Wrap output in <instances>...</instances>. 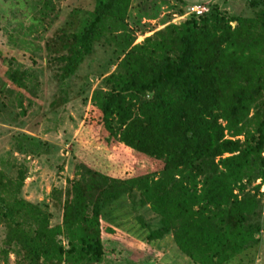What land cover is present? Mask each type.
I'll list each match as a JSON object with an SVG mask.
<instances>
[{"label":"trees","instance_id":"16d2710c","mask_svg":"<svg viewBox=\"0 0 264 264\" xmlns=\"http://www.w3.org/2000/svg\"><path fill=\"white\" fill-rule=\"evenodd\" d=\"M129 1L94 0L75 32L57 36L65 50L56 57L63 63L61 79L91 52L106 19L121 24ZM250 4L264 8V0ZM118 37L121 57L105 79L109 88L91 97L96 124L106 141L160 162L159 168L116 177L76 163L75 175L52 193L62 196L61 220L52 226L47 212L17 195L21 169L14 178L0 171V222L6 226L0 251L20 245L31 264H97L105 257L118 260L121 252L130 258L114 226L102 218L107 206L136 192L140 205L157 217L153 226L144 225L146 243L170 235L191 262L224 264L258 242L259 223L251 220L259 213L258 200L243 191L242 180L264 177V10L237 17L212 6L139 43ZM9 63L3 89L14 92L20 105L30 74Z\"/></svg>","mask_w":264,"mask_h":264},{"label":"rangeland","instance_id":"374dc122","mask_svg":"<svg viewBox=\"0 0 264 264\" xmlns=\"http://www.w3.org/2000/svg\"><path fill=\"white\" fill-rule=\"evenodd\" d=\"M93 4L94 0H0V102L5 104L0 107V171L14 178L16 169H21L23 180L17 195L47 212L48 226L60 223L62 196L58 200L52 193L63 190L66 180L75 175L76 163L116 177L159 168L160 162L140 157L114 140L106 141L104 130L96 124L97 108L91 97L95 90L104 92L109 88L105 79L121 57L116 51L118 36L126 35L139 43L166 24L187 19V8L194 4L207 10L216 6L223 14L237 17L264 10L261 5L252 6L250 0H130L121 24L106 19L91 52L72 74L61 79L63 63L56 57L65 50L59 48L56 38L75 32L89 17ZM7 60L12 67L26 68L30 74L20 105L14 92L3 89ZM17 137L23 140L20 148ZM257 169L253 167V172ZM242 183L243 191L258 200L259 213L251 218L259 223L255 235L258 242L224 264H264V177L256 174L250 182L243 179ZM102 219L114 226L132 254L126 258L121 252L120 259L105 257L97 264H197L182 255L170 235L145 242L144 225L153 226L157 217L147 205H140L136 192L107 206ZM5 234L6 226L0 222V250ZM118 245L114 246L116 250L120 249ZM22 252L20 245L11 244L5 254L0 251V264H31L23 259Z\"/></svg>","mask_w":264,"mask_h":264},{"label":"built area","instance_id":"2783aa9c","mask_svg":"<svg viewBox=\"0 0 264 264\" xmlns=\"http://www.w3.org/2000/svg\"><path fill=\"white\" fill-rule=\"evenodd\" d=\"M206 11H207V8H205L204 6L197 5V4L191 5L187 8V13L194 14V15H200Z\"/></svg>","mask_w":264,"mask_h":264}]
</instances>
